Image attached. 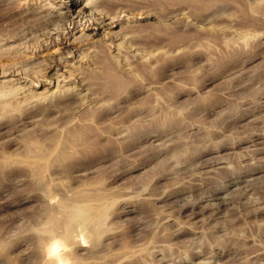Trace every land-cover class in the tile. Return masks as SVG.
I'll return each instance as SVG.
<instances>
[{"label": "rangeland", "instance_id": "rangeland-1", "mask_svg": "<svg viewBox=\"0 0 264 264\" xmlns=\"http://www.w3.org/2000/svg\"><path fill=\"white\" fill-rule=\"evenodd\" d=\"M87 1L73 7L76 23L66 24L55 40L64 39L60 49L48 38L50 44L20 56L24 68L33 70L88 33L113 76L106 85L101 75L98 90L92 89L104 93L97 110L73 102L75 109L68 104L73 110L65 111L73 97L44 96V88L49 93L57 83L69 86L61 73L67 75L71 65L95 75L76 47L52 65L48 86L30 89V81L13 80L18 75L0 76L1 85L13 80L14 87L26 82L28 88L15 96L0 85V264H52L44 255L52 236L64 240L65 259L58 264H264V0H206L193 13L184 9L186 0L156 2L165 15L173 9L184 13L162 24L143 15L126 23L158 32L177 52L150 63L130 50L128 71L110 57L103 38L123 23L93 28L84 22L91 12L83 8ZM43 2L9 0L5 10L21 13ZM67 2L45 0L44 7L64 12ZM249 7L258 11L254 20L247 16ZM236 21H255L256 34L232 30ZM207 31L213 41L193 42ZM189 38L194 45L187 44ZM10 44L19 47L17 40L8 41L3 51ZM83 120L90 123L79 128L81 145H68L64 158L48 161L41 172L30 167L29 147L46 149ZM219 159V167L203 171Z\"/></svg>", "mask_w": 264, "mask_h": 264}, {"label": "bare ground", "instance_id": "bare-ground-1", "mask_svg": "<svg viewBox=\"0 0 264 264\" xmlns=\"http://www.w3.org/2000/svg\"><path fill=\"white\" fill-rule=\"evenodd\" d=\"M8 1L9 0H0V6L5 4L4 8L2 7V9H0V62H2V64L0 63V76L4 77V76H8V75H18V78H16V79L14 78L13 80H15L17 82V81H19V79L23 78L24 81L25 80L30 81V86H29L30 89L35 87V86H38V84L40 86L41 85H47L48 86L51 82V78H48L47 75L50 72L52 65L54 63L57 65L60 64V61L62 60V54L72 53V52H74L72 50V47H76L78 50L81 49L80 53L83 52V55L80 56V58H81L80 60L83 61L84 63L89 64L91 66L89 68L90 69L89 72H92V73L94 72L95 75L87 74L88 72L86 71L87 72L86 73L83 70V67L79 64H76L74 66L69 64L71 66L66 70L67 75L64 74V72L61 73V75L63 77L60 75L62 77L61 81H65L66 77L69 78L68 81L64 82L65 84L66 83L69 84L68 87L63 89V85H60L59 83H57L55 86L57 88L56 89L57 91L51 90V92L48 93L49 90L47 88H44V91L46 89V91H45L46 95L43 93L44 91L39 92V94L38 93L37 94L41 95L40 93H43L44 96H46L45 98L49 97V98H51V100L54 98H61V97L63 98L64 94H65V98H67V99L69 97H73L75 99L73 101H70V100H68L66 102L64 101L66 103V105H64V107L66 108L65 111H67L69 109V107H70L69 105L73 106L72 105L73 102H75L77 104V106H79V108H81L80 106L83 107V105H86L87 103L93 106L92 109H95L97 106H99L100 105L99 102L101 101V97H102L101 95H104L103 92L97 91L98 90L97 87L100 85V79L99 78L101 77V75H103L102 76L103 78L101 79V83L106 84V85L107 84L110 85V84H112V82L109 79L113 76L109 75L111 73V71L109 72L106 68L109 66H106L107 64H105V61H104L105 58L103 57L104 58L103 59L102 58L103 55L99 52L98 48L96 49V46L98 43L95 42L92 39V37L89 36L88 33H82L81 32L82 34H79L75 38V40L73 39L74 41H73L72 46L70 45L71 46L70 48L67 46L68 47L67 51L66 50H65V52L61 51V53H60L61 56L56 57V55L53 53V54L49 55L48 57L42 58V60H40L41 63H38L37 66L34 65L36 68L34 69V67H33V70H30L31 68L26 70V67L24 68L25 64L24 65L21 64L20 54L22 52L24 54H26L25 53L26 51L32 52L33 49L35 50V48H37V47L40 48L41 45L43 46L44 44H46V45L50 44L52 40H49V43H48V38L49 39L53 38V45H57L58 48L60 47V44H62L64 42L63 41L64 39L60 38L59 43H56L57 41H55V40H57V38L60 37V35L62 33L61 32L62 29L65 30V28L67 26L66 24L70 25L71 22L74 24L76 23V21H74V18H73V13H74L73 7L77 4L78 0H68V2L66 4L64 3L63 4V8H65L64 12L61 11L62 7L58 8V9H54L56 7H54L52 4H51L52 6L49 5L51 7H48L49 9L46 10L44 7V4H45V0H44V2L42 4L39 3V5H37V6H32L29 4V7H27L23 11L21 10V13H15L12 10H11L12 12L9 11V9L11 8V5H8ZM160 1L164 2V3H162V4H164L163 6H166V5L168 6V4L165 5V3H167V2L168 3H175V2H173L174 0H88L84 4L83 8L87 7V9H89V11H91L90 13H88L89 15L85 19L84 22H87V24L95 25L93 28H96L97 30L101 29L103 26L111 25L114 22H116V23L122 22L123 23L118 28L117 31H111L110 30L111 28H110L109 29L110 31L108 30L107 32H105V34L108 37L105 35H104L105 37L103 36V38H105V40H108L107 43L105 41H103L107 44V47L109 50L107 53H109L110 57L114 60V62H116V64L118 65V67L121 68V70L123 69V70L128 71V67H129L128 65L131 63H129V58H128V55H126V54H129L128 51H130V50H133V51L135 49L139 50V52H140V54H138L139 59H141V58L148 59V61L150 63H156V62H159L160 60L165 59V58H168V59L171 58L172 59L171 56L175 55L174 53L177 52L176 47L173 46L174 44L171 46L172 43L170 41H168L167 38L162 37L163 35L160 36L157 34L158 33L157 32L156 33L157 36H156L155 33L152 34L153 31H151V34H149L150 32H145L146 29L145 28L142 29L141 28L142 25L138 26L137 22L132 23V24L130 22L126 23V20L128 18H129V21H131V19L135 20V18H137L138 15L139 16L143 15L144 18L151 16L154 19H156L158 23H161V22L163 23L164 20L173 18L176 16V14H178V13L180 14V12L184 13V9L187 11V13H193L195 11L194 8L196 6H197L196 9H198L199 6H201V5L203 6L206 3V0H186L185 2L187 3V6H186V8L184 7V9H182L183 11L179 12L178 10L173 9L165 15L162 13L164 10H161V8L158 9L156 2H158V4H159ZM160 5H161V3H160ZM169 5H170L169 7H171V4H169ZM7 7H10V8L5 10V8H7ZM222 9H224V8H222ZM258 9H259V11L263 12V9L262 10H260V8H258ZM247 10H248L247 16L251 17V19H253V20L257 18L256 14L258 13V11H256V9L254 7H249V9H247ZM196 11H198V10H196ZM80 13H82L81 15H83V11L79 10L77 14H80ZM121 13H122V17H121ZM181 15H178V16H181ZM191 15L194 16V14H190L188 16H191ZM78 16H80V15H78ZM80 18H82V17H80ZM106 19L109 22L107 21V23H104V21ZM9 20H13V21L10 22ZM116 26L117 25H115V27ZM136 26H138L141 29H139ZM157 26H159V25L157 24L156 27ZM152 27L154 28V26H152ZM202 27H203V25H202ZM232 27H234V29H232V30H235V31L237 30L238 32L241 31V29H243V31H246V33L256 34L255 32L257 30V23H255V21H249L247 23L236 21L234 26H232ZM72 28H74V26ZM148 28H147V30L149 31L150 29H148ZM225 28H227V27H225ZM50 29H54L55 30V32L53 31L54 35H57V36L52 37V35H51L52 32L50 31ZM161 29H160V27L156 28L157 31H159V30L162 31ZM203 29H208V28L205 27ZM153 30H155V29H153ZM223 30H226V29H223ZM229 30L231 31V29H229ZM37 31L38 32L41 31V33H38L37 37H35L36 36L35 32H37ZM207 32H202L201 35H196L197 39L192 36L191 38L196 39L193 42L194 43H196V42L207 43V42L213 41L214 38L212 39L211 38L212 36L210 35V33L209 32L207 33ZM30 34H32V35L34 34V35L32 37L27 38V36ZM45 34L47 35L46 38L44 36ZM162 34H163V32H162ZM247 35H249V34H247ZM39 36H43V38L39 39ZM152 36H154V38H152ZM243 36H246V35H243ZM148 38H151L152 40L151 39L149 40ZM242 38L243 39L246 38L245 40H247L250 37H248V38L242 37ZM16 40L19 44V47H17L16 45L11 47L12 45L10 44L8 46H9V48H12V49L9 50V52L3 51V49L7 48V47H4V45L7 44L8 41H16ZM115 40H119V42L115 44L114 43ZM191 40L192 39H190V42H187V44H189V46L194 45V43H192ZM241 41H242V39H241ZM20 44H21V46H20ZM58 48H57V50H58ZM177 50H178V48H177ZM65 55H63V56H65ZM133 55H136V54H133ZM63 62L64 61H62V63ZM130 62H131V60H130ZM18 63H20L21 65H17ZM134 67H136V66H134ZM134 67H132L133 72L134 73L136 72V74H138V75L141 74L139 72L140 70H137L138 66L136 67V69ZM22 68L24 71L22 70ZM39 73H41V74H39ZM31 75H32V78L28 79V76H31ZM138 75H136V76H138ZM104 78L106 79V82L103 81ZM13 80L12 81L10 80V82L7 80L10 83V85H8L7 81H6L7 83L4 81L6 84H4V82L2 83V85L0 84L1 89H2L1 92H3V93L8 92V94L11 92V94L14 93L16 96L17 93H22L23 91L28 89V88H25L26 82L24 83L23 86L18 85V86L14 87ZM44 80L45 81L48 80V83H46V82L44 83ZM57 81H58V79H57ZM72 83H74V84L71 86ZM75 87H76V89H73ZM95 87L97 89L96 92L94 90H93L94 92H92V89H94ZM82 91H84L83 94H81ZM34 93H33V95H34ZM42 97H43V95H42ZM121 97L119 96V98H121ZM23 98H25V97H23ZM49 98H48V100H50ZM26 100H25V102H26ZM63 100H65V99H63ZM57 102H59L58 103L59 105L61 104L59 100ZM84 102H86V104ZM20 103H22L21 100H20ZM53 103H54V101H53ZM53 103H51V105ZM24 105H26V104L24 103ZM62 105L63 104H61V106ZM75 106L76 105H74L73 108ZM59 107L60 106H58V108ZM71 108L72 107H70V109ZM54 109H56V107ZM60 110H61V108H60ZM63 110H64V108H63ZM71 110H73V109H71ZM96 110H97V108H96ZM68 111H70V110H68ZM93 111H95V110H93ZM20 121L23 122V120H20ZM24 122H25V120H24ZM89 123H90L89 120H85V121L83 120V124H82V122H80V125L76 126L78 128V131H76L77 128L74 131L73 128L70 129L68 127L72 131H69L67 134L65 133L64 139H60L58 137L60 139V141H55L54 144L49 145L46 149H42L40 146L29 147L27 149V153H28V156L30 157V163H29L30 167L36 172H41L42 170L46 169V164L48 161L53 160V159H63L64 153L66 152V148L68 147V145H81L82 144L81 139H80L81 131L79 128H84ZM73 127H74V125H73ZM220 160L221 159H219L218 161L216 160V162H214L213 164L210 163V166H209V164H206V163L203 164L201 167H203V168H206L207 166H209V167L207 169H204V170L202 169V170L205 173L211 172L213 169L217 168L216 164L218 165V163H221ZM220 166H222V165H220ZM218 167H219V165H218ZM226 193H228V192H226ZM201 196H202V194H201ZM218 196H216L215 198L221 197V199H222V196H219V197ZM200 201H202V200H200ZM225 201H227V200H225ZM225 203L223 202V204H225ZM185 204L188 205L187 203H185ZM220 204H222L221 200L219 202V205ZM228 204H229V202H228ZM228 206H226V208H228ZM230 207H232V205ZM194 213L195 212L191 211L190 214H194ZM195 215H197V214H195ZM191 216H193V215H191ZM198 220L199 219H197V221ZM63 244H64V240L61 236H59L58 238L52 236L50 238V241H49L48 245L46 246V251H45L44 255L48 259V261L50 260L52 262V264H58L60 261L65 259V255L62 253L63 250L60 249L61 247L64 246ZM58 245H59V247H56Z\"/></svg>", "mask_w": 264, "mask_h": 264}]
</instances>
